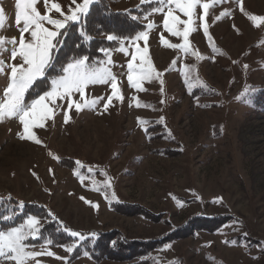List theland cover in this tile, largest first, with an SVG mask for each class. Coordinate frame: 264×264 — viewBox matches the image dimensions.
<instances>
[{"label": "rangeland", "instance_id": "374dc122", "mask_svg": "<svg viewBox=\"0 0 264 264\" xmlns=\"http://www.w3.org/2000/svg\"><path fill=\"white\" fill-rule=\"evenodd\" d=\"M47 2L49 8L51 3H59L65 15L75 7L73 0ZM78 3L82 0H76ZM145 3L158 5L140 18L147 41H120V46L95 67L111 72L123 100L113 97L104 110L112 95L109 81L88 85L83 100L79 93H73L71 108L67 97L46 102L54 115L43 121V127L33 129L40 144L18 138L22 131L18 118L0 121V198L42 206L70 230L110 233L104 236L110 240L106 255L95 262L84 257L70 264H264V104L254 101L255 95L264 93V25L254 26L245 14L264 16V0H225L215 5L214 0H200L210 7L206 15L199 6L195 10L194 31L189 33L188 43L201 59L161 43L162 37L169 44L183 43L163 27L169 7L179 19H188L175 3L118 0L110 6L118 12ZM15 5L16 0H0L4 14L0 38L16 40L15 45L2 46L8 50L2 55L6 63L0 72V102L10 82L9 65L20 63L19 58H10L11 49L19 47L23 27L22 22L17 25L15 21ZM36 8L41 15L63 19L54 10L46 11L45 0H37ZM222 12L229 15L216 19ZM200 15H205L216 53L200 27ZM43 27L55 30L47 22ZM183 27L177 25L181 31ZM24 35L26 41L31 39L30 32ZM141 55L162 75L143 82L144 91L137 92L128 84L127 65L131 62L139 70ZM132 74L135 77L136 73ZM42 78L25 93L26 104L50 91L51 81L58 76L49 78L48 83L40 81ZM93 99H99L95 108L76 111V103L83 105ZM136 100L141 107L135 106ZM145 104L148 107H143ZM65 111L68 123L64 122ZM138 117L148 123L138 124ZM161 117L163 123L159 122ZM145 128L150 131L145 132ZM59 160L65 165L73 160L77 167H85L82 179L78 169L61 166ZM109 201L138 205L150 215L111 211ZM158 214L163 216L155 218ZM200 216L219 220L214 229L204 227L207 222H197L201 226L195 229L189 224L168 243L137 256L123 251L120 259L109 257H118L119 248H131V242H138L135 247L143 249L147 241L165 238ZM44 223L40 220L38 227ZM29 240L25 241L27 252L51 251L54 255L42 254L25 264H69V252L64 248L30 244ZM0 264L15 262L3 258Z\"/></svg>", "mask_w": 264, "mask_h": 264}, {"label": "snow or ice", "instance_id": "6c2138e0", "mask_svg": "<svg viewBox=\"0 0 264 264\" xmlns=\"http://www.w3.org/2000/svg\"><path fill=\"white\" fill-rule=\"evenodd\" d=\"M93 0H82V3L76 4V0H73L75 7L69 8V13H65L61 9L59 3H51L50 8L47 0H45V9L46 11H55L63 17L60 19H51L48 15H41L36 8L37 0H16V14L15 21L17 25L23 23V27L20 28V39L19 47H13L10 51V58L16 60L19 58L20 63L11 64L10 67V82L7 85L6 90L4 91V99L0 102V121L5 117L12 118L16 117L19 119V123L22 125V131L18 133V138L21 140H29L36 144H40L41 141L37 139V136L34 134L33 129L38 127H43L44 120H50L53 118L54 113L46 106V102L55 103L57 99L68 98V107L73 106L72 94L79 93L80 98L83 100L85 96V88L90 84H106L111 81V90L112 95L109 96L108 103L103 105L104 110L106 111L110 104L112 103L113 97L117 101L123 100V96L120 94L117 88L116 78L111 74V72L106 68H95L90 67L87 63L89 57L84 55L80 58H75L71 62H68L66 66L62 67V75H58V78L51 81V90L44 91L43 95H39L38 99H33L30 104L25 103L24 95L33 86V82L40 77L45 76V71L51 66V52L59 43L57 37L61 35V30L65 29L69 22H79L82 15H86L89 5ZM225 2V0H214L215 4H220ZM238 2V0H237ZM173 3L176 4L179 11L183 13L184 16L188 17L187 20H181L177 16L172 14V9L169 7V11L164 15L163 27L171 35L179 37L183 40L181 44H169L166 40L161 38V43L166 47L171 49H178L183 52L186 56L193 55L196 59H201L199 53L191 52L188 37L189 33L194 31L192 25L194 23L193 16L196 14L195 10L197 7H201L204 10L205 15L208 12L210 7L209 3L200 4V0H168L169 6ZM159 12L160 9L158 8ZM241 11L243 9L241 8ZM248 19L253 23L254 26L259 27L264 25V16L248 15ZM205 15H200L199 19L201 21L200 27L203 29V33L206 39L210 41V47H212L213 53L217 52L214 44H211V37L209 35L208 27L204 23ZM229 15L228 12H222L220 16L216 19H220L224 16ZM171 21V24L169 23ZM43 22L51 24L55 30H48L43 27ZM4 23V14L0 10V26ZM184 25L183 30H179L177 25ZM149 28L152 25H148ZM31 39H25V33H29ZM81 36L85 41L89 40L91 37L88 36L86 32L81 31ZM148 35L147 32H140L134 38H129L132 43L136 41L144 40L147 41ZM121 38L114 35H107L108 41H115ZM123 43V41H121ZM6 43H11L12 45L16 44V40L12 39L11 41H5L0 38V72L4 71L3 65L6 63L2 58L3 51L8 49L3 48ZM123 51V47L120 48ZM102 53L107 54L106 49H100ZM148 49L145 47L144 52L147 53ZM137 57L134 55L132 57L135 60ZM141 67L138 69L134 68L133 64L130 62L127 65L128 69V84L131 88H134L137 92L144 91L142 84L145 81L151 82L153 79H160L161 73L155 72L151 63L147 61L145 55L140 56ZM175 64V60L173 61ZM245 68L247 66L245 65ZM191 71V70H189ZM136 73L135 77L132 73ZM183 74V73H182ZM163 82L161 81V84ZM185 83H189L185 79ZM202 87L204 85L201 84ZM161 95H163V88H161ZM135 100V97H133ZM99 103V99H93L91 101L85 102L83 105L76 103L75 109L77 112L83 108H95ZM161 104L164 103V100L160 101ZM131 106V105H130ZM136 107H141L139 100H136ZM143 107H148L147 104ZM163 117L160 118V123H163ZM64 122H69V115L64 112ZM138 124H147V121L137 118ZM147 132V128L144 129ZM51 155V154H50ZM53 159H58L57 157H52ZM79 165V162H77ZM82 167V166H81ZM74 175H78L74 173ZM82 179V177H81ZM107 187H111L110 184H107ZM83 199V197H81ZM97 207L96 205H92ZM51 215V213H49ZM39 219L28 217L20 226H13L8 228L5 231H0V259L6 258L8 260L14 261L15 264H25L28 259L38 257L42 254H46L49 257H52L54 254L51 251L46 253H36V252H27L25 249L29 246L25 244V241L31 239H39L40 237V228ZM65 231L70 237L84 239V236L81 233L66 229ZM95 234H93L94 236ZM53 242L51 240L46 241V244L51 245ZM75 245H73L74 247ZM73 247H65L66 252H72ZM60 259V257H55Z\"/></svg>", "mask_w": 264, "mask_h": 264}, {"label": "trees", "instance_id": "16d2710c", "mask_svg": "<svg viewBox=\"0 0 264 264\" xmlns=\"http://www.w3.org/2000/svg\"><path fill=\"white\" fill-rule=\"evenodd\" d=\"M112 1L118 0H94L89 5L86 15H82L80 17L79 22L70 24L67 30L63 29L61 31L62 34L57 37L59 43H57L56 47L51 53V66L47 69L45 78L41 79L40 81L48 83L49 78L62 75V67L66 66V64L71 62L73 59L80 58L84 55L89 57L87 63L90 67H98L109 52L117 49L120 46V41L134 38L137 34L145 30V25L141 23L140 18L145 17L151 9L158 6L157 3H145L135 9L114 12L110 6V2ZM101 24L107 29H102L103 27H100ZM82 30L86 32L89 37H91L89 40L85 41L83 39L81 36ZM109 34L117 36L121 39L110 42L107 40V35ZM100 49H106L107 54L105 55L102 53ZM200 92L205 91L202 90ZM263 99L264 93H258L255 95L254 101L259 102L262 106L264 104V102H262ZM148 131H150V128L147 130V132ZM166 154L171 153L167 152ZM58 164L61 166L65 165L61 160L58 161ZM67 166L71 167L72 169H78V174L80 177H82L81 172L85 167H77L73 160H70V163L65 165V167ZM85 174L88 173L85 171ZM108 207L111 211L115 212H120V209H124L125 211L134 210L136 213L142 214L144 216L150 215L140 206L127 205L123 201H109ZM49 213L50 212H48L46 208H43L39 205L20 203L11 198H0V231H5L10 227L20 225L28 217L38 218L39 221L44 220L45 223L39 226V239H36L35 241L29 240L28 242L30 244H41L51 240L53 243L49 246L53 248L73 247V245H75L73 247V251L68 253V256L66 257V262L69 264L84 257L91 260L92 262H95L106 255V246H108L110 240L104 238V236H107L110 233H82L76 231L81 233L84 236V239L81 240L79 238H73L70 237L65 231V228H68L62 225L58 220L54 219L52 215H49ZM161 216L163 215L158 214L155 215V218H159ZM191 220L187 221L183 226L176 228L175 231L166 235L165 238L162 237L156 238L150 242L147 241V244L143 249H140L142 247H135L138 242H131L128 243L131 248L124 247L122 245L119 248V252H115L117 253L118 257L110 255L109 257L113 259H120L123 257V251L125 254L128 252V256H137V254L144 253L149 248L158 247L164 243H168L170 241L168 240L169 238H172L178 232H184L186 229H188L189 224H193L195 229L196 226H201L197 222H207L208 225L203 224V226L208 227L209 229H214L216 227L214 224L219 220V217L200 216ZM93 234L95 235L93 236ZM110 245H113L112 247H114L113 242H111ZM131 249L134 250V253L129 251ZM115 250L118 249L115 248Z\"/></svg>", "mask_w": 264, "mask_h": 264}, {"label": "bare ground", "instance_id": "6f19581e", "mask_svg": "<svg viewBox=\"0 0 264 264\" xmlns=\"http://www.w3.org/2000/svg\"><path fill=\"white\" fill-rule=\"evenodd\" d=\"M188 224V223H187ZM168 238V237H167Z\"/></svg>", "mask_w": 264, "mask_h": 264}]
</instances>
